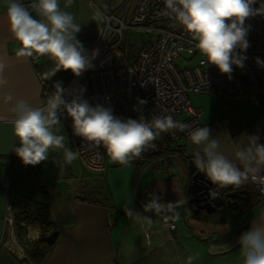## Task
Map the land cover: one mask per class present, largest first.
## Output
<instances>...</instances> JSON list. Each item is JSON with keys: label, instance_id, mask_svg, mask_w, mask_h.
Returning a JSON list of instances; mask_svg holds the SVG:
<instances>
[{"label": "crops", "instance_id": "0c3cea01", "mask_svg": "<svg viewBox=\"0 0 264 264\" xmlns=\"http://www.w3.org/2000/svg\"><path fill=\"white\" fill-rule=\"evenodd\" d=\"M138 1L73 0L66 10L80 23L81 31L77 34V39L82 43L84 51L91 50L100 38L102 15L117 14L125 9L131 12ZM60 4L64 8L65 0H60ZM96 13H100L101 19H93ZM18 47L20 45L15 41L7 22L5 0H0V59L6 64L4 77L7 80L6 86L0 88L2 119L15 118L13 107L19 99L27 101L33 107L42 106L37 72L41 73L52 90H56L57 83L61 87L66 83L63 76L66 70L61 69L52 75L56 67L53 59L47 56L36 59L17 57L15 53ZM8 95L13 97L11 101L6 99ZM191 97L195 100L192 101ZM189 99L202 113L200 126H207L212 136H219L221 151L229 159H233L238 148L237 140L240 138V142H246V138L241 137L242 134L259 136L258 142L264 145V93L259 97L260 108L247 100L233 99L229 101L228 113L214 96L193 94ZM12 127L10 122L0 123V264H34L26 255L16 234L14 236V211L11 204L23 195L34 196L43 204L49 205L50 219L57 226L54 244L40 264H148L150 260L142 263L140 260L153 253L157 256L158 264L164 263L160 258L167 253L177 256L178 264H186L189 256L195 257L192 264H202L201 259L205 256L209 242L214 243L211 245L213 249L217 248L216 254L223 250L230 251L231 246L233 248L240 245L233 246L232 243L240 231L247 230L244 225L236 226L237 234H234L233 227L230 230L227 224L213 225L215 222L202 220L204 216L195 218L192 215L186 196L190 178L187 170V162L190 160L188 154L189 150L195 148L192 143L188 147L180 144L173 148L172 155L162 164L150 165L148 161L147 166L151 167L147 170L145 167L139 174L132 191L131 204L120 205L118 208L116 201L110 203L105 198H95L100 193L98 189L101 185L95 186L93 180L103 171L89 168L79 156L71 164L67 163L63 149H50L46 161L29 165L26 171L13 168L14 159L18 156L14 149L20 144L13 135ZM56 128L59 129L56 134L65 137V147L74 152L68 132L61 127ZM131 162L134 163V159ZM135 166L138 170V165ZM153 167L159 168L157 174ZM42 172L48 179V184L46 180L37 179L38 173ZM137 176L136 172L135 178ZM240 188L253 192L248 182ZM150 193L158 195L166 204H178L173 212L175 230L166 231L165 213L151 215L143 210V205L151 198ZM128 207L140 212L144 218L127 216L124 209ZM263 209L264 199L250 210L248 223ZM119 211L122 214H117ZM227 211L234 216V210ZM8 217L12 218L11 226L6 220ZM196 221H200L199 226ZM133 225L140 226L141 234L147 240V249L135 255L131 253L133 246L127 243ZM136 231H131L132 237ZM6 236L7 239L3 242ZM40 238L41 233L30 227L22 234L24 243H33ZM222 254L228 258L236 255V259L230 264H239L243 257L236 248Z\"/></svg>", "mask_w": 264, "mask_h": 264}, {"label": "clouds", "instance_id": "9594fccd", "mask_svg": "<svg viewBox=\"0 0 264 264\" xmlns=\"http://www.w3.org/2000/svg\"><path fill=\"white\" fill-rule=\"evenodd\" d=\"M72 3L73 0H65L62 8L60 0H32L29 5L22 0H5L9 29L20 45L16 56L50 57L56 63L52 75L63 69L80 76L92 67L82 43L77 39L80 23L66 10ZM164 3L166 14L174 17L193 37L195 48L206 58L202 63L215 65L229 79L233 65L244 67L247 57L236 50L244 52L249 47L246 38L249 28L245 26V20L261 15L264 5L260 9L254 8L256 0H164ZM93 19H101L100 13H96ZM95 55L94 51L93 59ZM257 63L264 64L259 58ZM5 69L6 64L0 59V88L7 84ZM55 89L43 106L33 107L19 99L13 107L12 131L20 144L14 151L24 165L34 166L46 161L49 150L53 148L63 149L64 159L69 164L78 158L77 152L65 147V137L56 134L60 113L66 111L72 119L74 133L86 142L102 146L113 162L128 164L146 149L154 148L153 142L161 133L180 130L187 131L195 146L193 162L196 169L205 173L218 188H239L249 181L264 180V145L258 142L260 138L257 135L242 134L246 142H240L239 138L233 159H229L221 151L219 136H212L207 126L189 129L187 124L175 121L171 116H157L151 121L143 116L122 120L114 117L110 108L91 106L82 98L83 88L70 101L63 98L64 89L60 83L55 85ZM6 99L11 101L13 97L8 95ZM146 103V100L139 101L141 105ZM149 195L150 200L143 205L145 212H175L177 203L166 204L158 195ZM124 212L129 217L144 218L130 207ZM147 219L151 222L150 218ZM238 243L243 264H264V214H261V222L254 223L240 235ZM194 259V256H189L187 264H192Z\"/></svg>", "mask_w": 264, "mask_h": 264}, {"label": "built area", "instance_id": "2783aa9c", "mask_svg": "<svg viewBox=\"0 0 264 264\" xmlns=\"http://www.w3.org/2000/svg\"><path fill=\"white\" fill-rule=\"evenodd\" d=\"M25 5L32 1L22 0ZM264 3L254 4L260 9ZM249 28L246 51L237 53L246 56L244 67L233 65L231 78L222 74L215 65L202 63L206 58L195 48V41L174 17L166 14L164 0H139L131 12L127 9L117 14L102 15V31L94 47L87 51L92 67L80 76L73 75L62 88L63 98L70 101L74 94L84 89L82 98L91 106L100 105L112 110L114 117L122 120L139 119L143 116L151 121L157 116H171L175 121L185 123L189 129L200 126L201 111L192 105L189 96L210 95L216 97L227 113L230 112L229 101L242 99L260 108L259 97L264 93V64H258L257 58L264 62V11L245 20ZM142 29L155 33V38L147 42L139 51L132 63L115 66L114 61L119 51L115 48L125 30ZM119 37V40H118ZM95 58H92L93 52ZM184 56L188 65L179 68L176 61ZM192 63V64H191ZM41 88L42 106L56 90H52L40 72L36 73ZM146 100V104L139 101ZM58 127L65 129L71 139L74 152L93 170L104 171L107 154L102 146H95L84 141L74 133L73 122L66 111L60 113ZM12 119L0 118V123ZM153 143L154 148L146 149L139 158L134 159L136 165L147 163L162 164L172 154V149L191 144L187 131L173 130L160 134ZM160 140L168 142V151H163ZM170 149V150H169ZM188 157L193 159V151ZM13 168L26 171L17 156ZM8 183V182H7ZM249 187L264 199V180L249 181ZM236 188H218L212 183L209 188L210 197H216ZM162 202V201H161ZM164 203V202H163ZM153 213V212H149ZM246 210L235 211V221L240 223L246 218ZM164 226L167 232L175 230L173 212H165ZM12 225V218L6 219Z\"/></svg>", "mask_w": 264, "mask_h": 264}, {"label": "rangeland", "instance_id": "374dc122", "mask_svg": "<svg viewBox=\"0 0 264 264\" xmlns=\"http://www.w3.org/2000/svg\"><path fill=\"white\" fill-rule=\"evenodd\" d=\"M264 3V0H256V4ZM155 33H148L145 32L142 29H132V30H125L123 31L120 40L118 37V44L115 46V48L119 51L117 57L115 58L114 64L115 66L119 67L124 65L126 62L132 63L140 49L149 41L155 38ZM185 60H188L187 56H184L180 60L176 61V65L179 68H184L190 65L187 63ZM192 64V63H191ZM191 100L194 101L195 99L191 97ZM149 162L145 164L138 165V170L136 169V166L134 163L131 161L128 164H120L117 162H113L108 156L105 160V170L99 175H96L94 177V183L95 186H100L98 191L100 192L99 195H97L95 198H105L112 203L113 201H116V204L119 208L120 205H127L131 204V198H132V191L134 187L137 184V179L139 177V174L142 173V170H146L151 167L147 166ZM154 173L157 174V170L159 168L153 167ZM137 172V178H135V174ZM159 172V171H158ZM86 174V173H85ZM36 175V174H34ZM37 177V176H36ZM40 178L42 180H46V184H48V179L45 178V176L42 173H38L37 179ZM101 188V190H100ZM112 189V193H111ZM183 190V189H182ZM36 196V194H35ZM34 197V196H33ZM35 198V197H34ZM120 212V211H119ZM117 214H122L121 212ZM202 220L205 221H211L215 222L213 225H217L220 223L222 224H227V226L230 227V230L233 227L234 232L237 231V228H235L237 225L234 223L235 222V217L232 216L226 209H222L217 211L215 214L206 216ZM200 221H196V225L199 226ZM7 226V224H6ZM13 228H14V218H13ZM138 228V230H137ZM134 230L136 231L134 237L131 235V231ZM124 231H125V226H124ZM142 229L140 226H135L133 225L130 228V235L127 237V243L133 246V249H131V253L135 255L136 253H139L141 251H145L147 249L146 247V239L145 237L141 234ZM14 236H15V228H14ZM125 236V235H124ZM7 239V236L5 237L4 241L5 242ZM15 240L16 237H15ZM238 238L236 239V243H238ZM212 242H215L214 240ZM214 243L209 242L207 250L205 252V256L202 257L201 261L202 264H230L231 261H234L236 259V255L234 254L233 256L228 257H223L224 254L222 253H227L230 252L229 250H223L220 254H216L215 250H217L216 247L214 249L211 247V245ZM20 245V244H19ZM236 245V244H235ZM21 246V245H20ZM22 248V246H21ZM211 248V250H210ZM236 248L237 250H240V245L239 246H234L233 249ZM167 249L168 246H167ZM241 254V253H240ZM204 255V254H203ZM242 255V254H241ZM154 256V257H153ZM144 260H140V263H142L145 260H150V263L148 264H158V259L156 258L157 256L155 253L151 255H146L143 256ZM241 257V256H240ZM160 258V257H159ZM243 257L240 258V263L243 264ZM163 259L162 264H178L177 256L173 254L167 253L163 258H160V261ZM183 260V259H182ZM154 262V263H153ZM139 264V262H138ZM187 264V263H186Z\"/></svg>", "mask_w": 264, "mask_h": 264}, {"label": "trees", "instance_id": "16d2710c", "mask_svg": "<svg viewBox=\"0 0 264 264\" xmlns=\"http://www.w3.org/2000/svg\"><path fill=\"white\" fill-rule=\"evenodd\" d=\"M63 76L64 81L67 82L73 74L70 70H66ZM158 138L160 139V137ZM160 143L163 151H168V142L160 140ZM253 195L254 196L240 205V209H252L258 202L262 201V198L257 194L254 193ZM11 207L14 211V228L18 241L22 244L26 255L33 261V263L40 264L44 260L48 251L52 248L57 236V226L50 219L49 205L43 204L38 199L29 195H23L20 199L13 202ZM150 214L157 215L154 213ZM28 227L41 233V238L38 241L24 243L22 240V234Z\"/></svg>", "mask_w": 264, "mask_h": 264}, {"label": "water", "instance_id": "95a60500", "mask_svg": "<svg viewBox=\"0 0 264 264\" xmlns=\"http://www.w3.org/2000/svg\"><path fill=\"white\" fill-rule=\"evenodd\" d=\"M86 53L87 50L84 51V54ZM187 170L190 176L186 188L187 203L195 218H199L200 215L206 217L222 209L236 210L237 200L241 195L247 194V190H240L210 197L208 191L212 186V182L205 173L196 169L193 159L187 162ZM261 214H264V209L250 220L248 226L261 222Z\"/></svg>", "mask_w": 264, "mask_h": 264}, {"label": "flooded vegetation", "instance_id": "af4514ba", "mask_svg": "<svg viewBox=\"0 0 264 264\" xmlns=\"http://www.w3.org/2000/svg\"><path fill=\"white\" fill-rule=\"evenodd\" d=\"M240 190H247V189H245V188H236L234 191H232V192H238V191H240ZM254 193L253 192H249L248 190H247V194L246 195H241L240 196V198L237 200V207H236V210H234V211H237V210H240V205L243 203V202H245V201H247L248 199H250L252 196H254L253 195ZM243 210H246L247 211V213H246V218H247V216L250 214V210L251 209H246V208H242ZM200 216H202V215H200ZM237 226H239V225H241V226H243L244 225V227H245V229H247L246 231H248L252 226H248V219H244L242 222H240V223H238V222H234ZM221 225H222V223H220ZM242 233H244V231H240L238 234H237V232H234V234H237V237L235 238V240L233 241V243H232V245L234 246L235 244L236 245H238L239 243H236V239L238 238V237H240V235L242 234ZM239 239V238H238ZM233 248H232V246L230 247V250H232Z\"/></svg>", "mask_w": 264, "mask_h": 264}, {"label": "bare ground", "instance_id": "6f19581e", "mask_svg": "<svg viewBox=\"0 0 264 264\" xmlns=\"http://www.w3.org/2000/svg\"><path fill=\"white\" fill-rule=\"evenodd\" d=\"M13 237V236H12ZM9 239V238H8ZM14 240V239H13ZM13 243V242H12ZM15 245V244H14Z\"/></svg>", "mask_w": 264, "mask_h": 264}]
</instances>
